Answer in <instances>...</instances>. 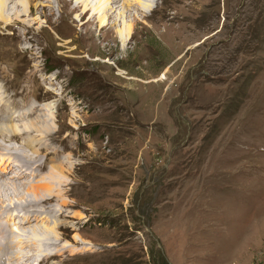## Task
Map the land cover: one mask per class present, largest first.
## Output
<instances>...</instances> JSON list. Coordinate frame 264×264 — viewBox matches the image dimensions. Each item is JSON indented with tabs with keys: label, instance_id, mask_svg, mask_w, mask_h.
Returning <instances> with one entry per match:
<instances>
[{
	"label": "rangeland",
	"instance_id": "374dc122",
	"mask_svg": "<svg viewBox=\"0 0 264 264\" xmlns=\"http://www.w3.org/2000/svg\"><path fill=\"white\" fill-rule=\"evenodd\" d=\"M30 2L27 16L14 17L22 7L11 3L5 13L13 21L0 19V96L22 102L23 95L37 114L50 107L48 151L36 143L32 155L45 175L60 158H70L71 171L46 175L59 193L22 189L35 180L17 181L12 170L0 178L1 189L21 184L0 192L1 211L20 206L18 213L47 217L15 223L19 235L38 240L34 249L18 244L17 257L264 264L262 198L245 192L264 186V99L256 98L264 93V0H157L131 11L120 2L102 26L97 13L79 18V0ZM249 108L250 123H259L251 142ZM226 149L237 164L225 166ZM249 164L251 172L239 170Z\"/></svg>",
	"mask_w": 264,
	"mask_h": 264
},
{
	"label": "bare ground",
	"instance_id": "6f19581e",
	"mask_svg": "<svg viewBox=\"0 0 264 264\" xmlns=\"http://www.w3.org/2000/svg\"><path fill=\"white\" fill-rule=\"evenodd\" d=\"M65 1L67 3L71 4L73 0H65ZM156 1L157 0H79V3H78V5L76 6L75 9H77V10L78 9H83L81 15H79V18H81V20H82L83 16H85V15H87L89 13H91L90 19L94 18V17H96V13H97L98 16L96 18H98V21L101 23V26H102L105 23H107L109 20H113L114 19L113 18L114 17L113 14L115 13L116 9H119L118 7L120 5V2H122L121 3L122 8L127 9V11L128 10L131 11V7L136 8L138 10H139V8L144 10L143 9V4H145L146 8H153L154 7V3ZM11 3H14V7H17V6H21L22 7L21 11H19V12L16 11L13 14L14 17H17V18L27 16V14H28L29 10L31 9V6H32L30 0H0V19L3 20L6 23H11L13 21V17L10 16V15H7L5 13L7 8L9 7L8 4H11ZM71 12H73V11H71ZM132 27H133V25L129 24L124 29L126 35L124 36L123 41H125V39L129 35H131L130 31H131ZM120 34L123 35V32H121ZM19 96L22 97V102H19V101H13V102H9L8 101L7 102L4 99L2 101V96H0V103H1V105H0V115L3 116V119H0V120H3L6 123L9 122V124H5V125L1 124L3 122L0 123V139H2V141L15 140V141H17L18 143L21 144L19 148H13V146H11V148H10V146H3V144L0 143V151H2L1 152V156H0L1 157L0 158V178L7 177V174L9 173V170H12V171H14V174H12V173L11 174L15 175L17 177L16 178L14 176V178L17 181L19 179H21V178H25L26 180L29 179V181L30 180H35L31 184H28L29 182H27V184H26L27 186L25 185V187L22 188V189H26L28 191L31 190L32 192H35V193L36 192L37 193L38 192H44V191H46V192L47 191L58 192L60 190V189L58 190V188L60 187L58 181L56 182L54 179L50 180V179H47L46 177L47 176L49 177L48 174H51V173H48V172L50 170H53V168L54 169L57 168V170H58V172H60V174H64V173H67V172L71 171V166L70 165L69 166L67 165L68 168L65 167L66 166L65 164H70V158L67 157L66 159H63V160L60 158L58 160V163L53 165V168H51L50 170H48L46 172L47 173L46 174L47 176H46L45 173H43V171L41 170L45 166L44 163H39L38 162V158H40V156L37 159H35V157L32 155L33 153L35 154V152H38V150L35 149L36 143H39V145L42 146L40 148V151L47 150V146L45 144H47L46 142L48 141V139H50L49 136H50L51 132H53V130L55 128V123L52 120L53 116H54L52 114L53 112L51 114L48 113V110H49L50 107L45 106V107H42L40 109V110L45 111V113L39 111L40 113L37 114L38 110L34 111L32 109L33 107L30 105L32 103H30L29 101L27 103H25V98L23 97V95H19ZM256 98H257V102L258 101L263 102L264 93L258 94L256 96ZM27 105H28V107L26 108ZM250 107H251V105H250ZM15 108H17L19 111L18 110L16 111ZM250 109L251 108H249V110H246V111H249L248 114L246 113L247 114V117H246V120H247L246 131H247V134L250 135L249 141L251 142L253 137L255 138L254 132L259 130L258 129L259 123H256V125H253V124L250 123L251 119L249 118V114L252 115V112L250 111ZM263 133H264V131H263ZM38 134H40V135H38ZM37 136H39V137H37ZM246 137L244 139H242L240 141V143L242 141L246 142V139H247ZM238 143L239 142H237V145L239 146ZM7 148H8V150H7ZM254 149H255V147H254ZM55 153H57V151ZM41 155L43 156L44 154H41ZM45 159H46V156H44L42 158V161L45 160ZM239 159L240 158H239L238 155H237V157H234V156L231 155L230 149L229 150L226 149V155L224 156V164H225V166H230L232 164H237ZM251 169L252 168H250V164H249L246 168H241L239 170H245L247 172H251ZM29 172H31L33 174V176H29L28 175ZM43 174L45 175L44 177L41 176ZM30 177H33V178H30ZM45 178H46V180H45ZM55 182L58 183V184L56 185ZM20 186H21V184H17L16 185V183H12V184L5 183L4 189L0 188V192L2 193L3 190H4V192L6 193V191L10 190V192L12 191V193H14V192H17L18 190H20L19 189ZM254 186H256V185H254ZM254 186H252V187H254ZM252 187L246 186L245 192L246 191L248 192V197L249 198H254V199L257 198V197H261L262 198V206H260V208L257 209V212H258L257 214L260 216L259 219L263 220V217H264V186L262 188H260V189H255V188H252ZM62 191H63V189H62ZM53 195L57 196V193H55ZM0 199H3V198L0 197ZM40 202H38V203H40ZM44 203H47V202H44ZM62 204L63 205H68L65 201H63ZM10 205H12V204H10ZM24 206H28V205H22L21 208L24 207ZM29 206H32V205H29ZM19 208H20V206L16 210H13L14 208L13 209L4 208L5 210L2 211V215L1 216H5V217L7 216L6 219L10 220V221L12 220V221H14V223H15L16 219L18 220V218H21V221L20 222H16V223L18 225H20V226L22 225L23 227H28V226L30 227V226L35 225V224H33V221H31V219L34 220V221L35 220L42 221V220L47 218L44 213L39 212V211H30V210H28L27 213L19 212V213H21V214H19L18 213V211H20ZM55 208H54L53 211L55 213H59L60 209L57 210ZM1 210H2V208L0 207V211ZM239 210H240V208H239ZM242 210H243V207L241 206V211ZM16 213H18L19 215L16 216ZM58 215H60V214H58ZM5 217H3V218H5ZM44 224H46V222ZM232 224H235V222H233ZM53 225L54 226L52 228L54 230H57L59 227H64L63 223H61L58 226V228H57V226L55 224H53ZM23 227H21V229ZM19 229H20V227H19ZM12 230H13V228H12ZM13 232L16 233V234L13 233L16 238H20V240L16 239L15 244L13 243L15 246H17L19 244L18 245V247H19L20 244H22L20 247H24V248L30 247V249H34L36 244H38V240H36V241H35V239L26 240L27 238L25 239L23 236H21V235H19L17 233L19 231H17V232L13 231ZM8 241L11 242L10 239ZM11 248H12V242H11ZM18 252H17V254H18ZM17 254L15 256V259L22 260V262H21L22 264H34V262H33L34 256L33 255H29V254H25L24 255L23 254L21 256V258L19 259V255L17 257ZM14 264H15V261H14Z\"/></svg>",
	"mask_w": 264,
	"mask_h": 264
}]
</instances>
